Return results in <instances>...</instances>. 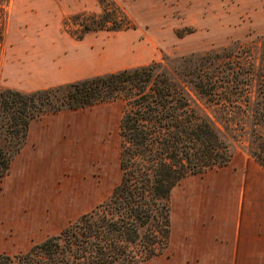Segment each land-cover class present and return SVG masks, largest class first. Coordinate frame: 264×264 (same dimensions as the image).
Masks as SVG:
<instances>
[{"label":"trees","instance_id":"16d2710c","mask_svg":"<svg viewBox=\"0 0 264 264\" xmlns=\"http://www.w3.org/2000/svg\"><path fill=\"white\" fill-rule=\"evenodd\" d=\"M99 2L100 13L72 15L65 30L82 40L89 33L135 28L115 0ZM118 100L124 101L119 184L59 234L26 252L1 253L0 264H146L170 246L171 196L183 180L229 165L235 142L244 137L249 154L264 167L263 38L257 50L235 42L47 88L1 89L0 183L33 120Z\"/></svg>","mask_w":264,"mask_h":264},{"label":"rangeland","instance_id":"374dc122","mask_svg":"<svg viewBox=\"0 0 264 264\" xmlns=\"http://www.w3.org/2000/svg\"><path fill=\"white\" fill-rule=\"evenodd\" d=\"M115 1L129 14L135 28L89 33L78 40L65 30L63 22L80 12L100 13L99 0H0V90L9 87L32 91L221 49L235 42L252 44L257 50L264 38V0ZM117 105L120 115L124 101L119 100ZM207 110L223 126L220 115L213 108ZM117 143L103 145L102 149L113 152ZM235 144L229 165L190 176L173 190L174 235L168 250L147 264H264V167L249 154L245 137ZM85 150L83 164L89 162V152L96 150L88 137ZM91 162L99 180L104 181L107 171L116 175L115 184L121 180L119 156L116 160L112 155L99 160L95 154ZM18 185V180L11 179L6 189L10 192ZM113 188L94 203L72 209L74 216L106 200ZM48 190L54 191V187ZM2 194L0 190V254L26 251L46 235L15 240L14 227L7 218L16 208L5 202ZM245 206H249L246 213ZM219 209L225 211V216L236 217L237 225L242 216H256L257 235H208L201 224H207ZM21 210L28 208L17 209L10 218L23 220ZM20 227L24 228L22 222ZM215 241L225 253L223 258L209 256L208 247Z\"/></svg>","mask_w":264,"mask_h":264},{"label":"crops","instance_id":"0c3cea01","mask_svg":"<svg viewBox=\"0 0 264 264\" xmlns=\"http://www.w3.org/2000/svg\"><path fill=\"white\" fill-rule=\"evenodd\" d=\"M117 102L119 100L99 103L85 109L47 113L32 121L27 142L12 161L10 171L0 187L5 202L16 208L11 216L17 209L28 208L27 211L21 210L22 213L20 211L21 215H25L23 220H19L24 228L20 227L17 219L13 221L11 216L7 218L9 225L14 227L15 240H30L32 237L46 235L40 240L42 242L51 235L59 234L80 216H74L72 209L94 203L104 192L119 184L120 181L118 184L114 183L116 175L109 171L105 173L104 181L99 180L91 162V157L95 154L99 160L110 158L112 155L115 160L119 156L120 165V121L123 110L119 115L120 107ZM111 108H115L113 113ZM87 137L96 150L89 152L92 154L89 156V162L83 164L86 158ZM114 142L118 143L113 152L102 149L103 145L109 146ZM69 174H72L73 178H70ZM248 175L250 176V173ZM11 179L18 180L19 185L16 189L11 188L9 192L6 187ZM51 186L54 191L48 190ZM248 208L249 206L244 213ZM224 213V210L219 209L217 215L207 224H201L208 235H257L256 216L252 219L242 216L237 225L236 217L225 216ZM172 235L173 230L171 237ZM219 245L218 241L209 245V256L224 257L225 253Z\"/></svg>","mask_w":264,"mask_h":264}]
</instances>
